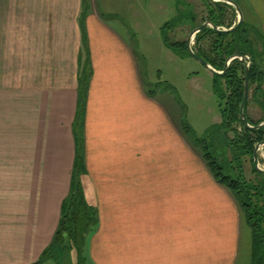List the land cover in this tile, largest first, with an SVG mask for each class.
Here are the masks:
<instances>
[{
    "label": "crops",
    "instance_id": "1",
    "mask_svg": "<svg viewBox=\"0 0 264 264\" xmlns=\"http://www.w3.org/2000/svg\"><path fill=\"white\" fill-rule=\"evenodd\" d=\"M232 1L264 40V0ZM93 5L0 0V264H35L51 246L78 157L96 218L88 264H250L233 195Z\"/></svg>",
    "mask_w": 264,
    "mask_h": 264
},
{
    "label": "trees",
    "instance_id": "2",
    "mask_svg": "<svg viewBox=\"0 0 264 264\" xmlns=\"http://www.w3.org/2000/svg\"><path fill=\"white\" fill-rule=\"evenodd\" d=\"M176 1L183 8L190 7L185 0ZM200 1L204 8L202 16L198 19L194 13H190L189 8L179 9L175 28L177 24L178 28L188 26L192 32L209 22L217 28L229 29L236 23V14L231 6L210 0ZM166 26L161 29L164 45L180 58L189 57L186 41L169 40L164 32L165 28H169ZM193 41V52L217 72L224 71L226 60L232 56L248 58V99L243 113L251 127L264 122V40L259 32L243 19L237 30L231 33H218L206 27L195 35ZM245 70L244 64L234 59L224 76L212 75V92L217 98L221 122L212 126L204 138L198 139L201 148L199 154L213 178L231 192L243 212L251 231L250 264H264V173L258 172L253 163L254 147L264 141V127L247 129L240 118ZM86 79V69L83 67L79 76L81 93H84ZM250 103L258 109L257 119L249 115ZM185 129L191 131L189 126ZM247 163L250 166L248 174L245 170ZM83 173L81 158L78 157L71 190L61 204L59 223L51 246L35 264L49 259L54 264H60L59 255L53 256V251L65 247V244L69 251L75 250L80 256L85 235L96 222L94 210L85 201L81 187L80 177Z\"/></svg>",
    "mask_w": 264,
    "mask_h": 264
},
{
    "label": "rangeland",
    "instance_id": "3",
    "mask_svg": "<svg viewBox=\"0 0 264 264\" xmlns=\"http://www.w3.org/2000/svg\"><path fill=\"white\" fill-rule=\"evenodd\" d=\"M184 2L190 7L183 8L176 0H93V8L100 19L125 33L141 67L145 90L162 100L183 136L200 153L198 139L204 138L212 126L221 122L217 98L212 92V75L190 56L180 58L169 50L161 34L162 27L168 25L169 28H165L164 32L169 40H187L191 33L190 27L178 28L177 24L175 28L179 9L189 8L190 13L199 19L204 8L200 0ZM249 105V115L257 119L259 112L256 105ZM252 108H255L254 111ZM186 126L190 127V132L185 129ZM259 162L261 166L264 165ZM245 170L248 174V163ZM83 194L89 204L87 194ZM91 231L90 228L85 235L80 256L75 250L69 251L66 244L54 250L53 256L59 255L60 264H88L86 249Z\"/></svg>",
    "mask_w": 264,
    "mask_h": 264
},
{
    "label": "water",
    "instance_id": "4",
    "mask_svg": "<svg viewBox=\"0 0 264 264\" xmlns=\"http://www.w3.org/2000/svg\"><path fill=\"white\" fill-rule=\"evenodd\" d=\"M212 2H222V3H225L229 6H231L235 13H236V17H237V20H236V23L230 27L229 29H221V28H217L213 25H211L209 22H205L203 23L202 25H200L199 27L195 28L188 36L187 40H186V51L188 53V55L193 58L194 60L198 61L201 65L204 66V68L211 74V75H214V76H218V77H222L225 75L226 73V70L229 66V64L231 63L232 60L234 59H238L239 61H241L244 66H245V80H244V88H243V97H242V101H241V105L239 107V114H240V118L242 120V123L244 125V127H246L247 129H250V130H257L261 127H264V122L260 123L258 126L256 127H251L248 125L247 123V120L244 116V113H243V110H244V107H245V104L247 102V99H248V73H249V64L246 63V61L244 60V57L243 56H238V55H235V56H232L230 58H228L225 62V68H224V71L222 72H217L215 71L213 68H211L203 59L199 58L192 50V41L194 40V37L197 33H199L201 30H203L204 28L206 27H209L211 28L213 31L215 32H218V33H231L235 30H237V28L240 26V24L242 23L243 21V14L239 8V6L233 2L232 0H210ZM264 147V141L255 145L254 147V152H253V163H254V167L255 169L258 171V172H261V173H264V169H261L258 165V154L259 152L262 150V148Z\"/></svg>",
    "mask_w": 264,
    "mask_h": 264
},
{
    "label": "built area",
    "instance_id": "5",
    "mask_svg": "<svg viewBox=\"0 0 264 264\" xmlns=\"http://www.w3.org/2000/svg\"><path fill=\"white\" fill-rule=\"evenodd\" d=\"M245 60H246V61H248V58H245ZM261 167L264 169V165H263V166H261Z\"/></svg>",
    "mask_w": 264,
    "mask_h": 264
}]
</instances>
